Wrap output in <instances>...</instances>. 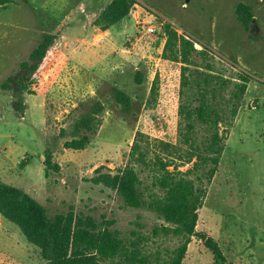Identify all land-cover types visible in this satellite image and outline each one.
<instances>
[{"label": "rangeland", "instance_id": "1", "mask_svg": "<svg viewBox=\"0 0 264 264\" xmlns=\"http://www.w3.org/2000/svg\"><path fill=\"white\" fill-rule=\"evenodd\" d=\"M112 1L0 0V182L35 198L50 217L73 209L123 233H149L164 224L152 211L127 207L94 180L99 168L114 175L127 165L139 129L155 136L145 113L162 112L170 125L167 140L177 141L180 65L163 60L164 27L171 24L206 49L196 61L218 77L224 120L222 159L196 232L217 241L226 262L194 237L183 264H264V0H137L107 47L97 50L96 23ZM239 4L254 16L249 29L238 19ZM47 37L52 47L43 62L36 70L24 67L35 64L30 56ZM158 75L159 103L146 112ZM241 76L249 82L239 100L234 96L244 84ZM114 88L132 98L130 114L117 104ZM97 102L104 107L97 133H84L91 140L83 150L66 148L76 120ZM47 150L59 168L48 175ZM0 264H46L1 214Z\"/></svg>", "mask_w": 264, "mask_h": 264}, {"label": "trees", "instance_id": "2", "mask_svg": "<svg viewBox=\"0 0 264 264\" xmlns=\"http://www.w3.org/2000/svg\"><path fill=\"white\" fill-rule=\"evenodd\" d=\"M137 0H113L97 20L102 31L124 20L137 6ZM239 21L249 29L253 21L249 8L239 4ZM166 44L163 60L180 65V92L178 106L177 141L167 140L170 125L162 112L145 113V120L155 136L139 129L135 135L128 163L116 174L97 170L95 183L104 184L133 209L156 213L164 224L149 233L131 230L123 233L112 229V224H99L92 217H82L73 209L50 217L46 208L21 189L0 182V214L17 225L28 242L40 250L46 264H183L194 237H199L214 258H226L213 238L197 234L199 211L203 208L209 184L218 172L224 138L220 134L223 116L217 104V76L204 71L196 57L206 56L205 48L183 35L171 25L164 27ZM47 37L31 54L35 64L25 63L36 70L52 47ZM195 66V69H192ZM209 69L211 67L208 65ZM234 98L241 100L249 82ZM161 79L153 83L146 112L159 103ZM114 97L125 113L133 109L132 98L125 91L114 88ZM102 103H95L90 112L83 114L73 126V139L65 147L83 150L102 125ZM237 115V110L232 112ZM202 132L204 133L202 135ZM45 172L53 165L52 155L46 151ZM192 164L186 171L182 167ZM147 175L148 182L144 179Z\"/></svg>", "mask_w": 264, "mask_h": 264}, {"label": "crops", "instance_id": "3", "mask_svg": "<svg viewBox=\"0 0 264 264\" xmlns=\"http://www.w3.org/2000/svg\"><path fill=\"white\" fill-rule=\"evenodd\" d=\"M91 12V11H90ZM97 16L100 14V13H95ZM116 26V25H115ZM115 26H113L112 28H110L109 30H107V31H102L101 29H99L98 28V34L96 35V36H98V35H101L100 37V40H99V42H97V44H98V47H97V50H104L107 46V44L109 43V41H107L108 39V37L110 36V35H112V32H113V28L115 27ZM101 45V46H100Z\"/></svg>", "mask_w": 264, "mask_h": 264}, {"label": "built area", "instance_id": "4", "mask_svg": "<svg viewBox=\"0 0 264 264\" xmlns=\"http://www.w3.org/2000/svg\"><path fill=\"white\" fill-rule=\"evenodd\" d=\"M147 9H149V11L152 13V14H154L156 11H154L153 9H151V8H149V7H147ZM157 14V13H156Z\"/></svg>", "mask_w": 264, "mask_h": 264}]
</instances>
